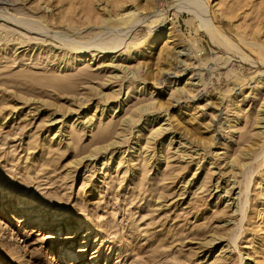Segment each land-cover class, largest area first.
Listing matches in <instances>:
<instances>
[{
  "label": "rangeland",
  "instance_id": "1",
  "mask_svg": "<svg viewBox=\"0 0 264 264\" xmlns=\"http://www.w3.org/2000/svg\"><path fill=\"white\" fill-rule=\"evenodd\" d=\"M128 12L135 23L106 25ZM211 22L236 45L212 41ZM100 38L119 46L79 61L69 49ZM251 48L264 50V0H0V264H264V63ZM178 142L202 151L186 159ZM235 158L247 167L234 212L213 185Z\"/></svg>",
  "mask_w": 264,
  "mask_h": 264
},
{
  "label": "bare ground",
  "instance_id": "2",
  "mask_svg": "<svg viewBox=\"0 0 264 264\" xmlns=\"http://www.w3.org/2000/svg\"><path fill=\"white\" fill-rule=\"evenodd\" d=\"M139 8H140V5H138V8L137 9H139ZM137 9H135L134 11L137 12L138 11ZM205 9H207V8H205ZM129 18H132L133 19V20L130 21V24L135 23L138 20V17L136 18L134 16V13L133 12H128V13L122 14L118 18H113V19L106 20L105 23L109 27H111V26L112 27H118V26L121 27L123 25H127L126 21ZM220 26H218V25H216V24H214L212 22L211 23H207V27H206L205 31L209 35L210 39L212 41L214 40V42L216 41L217 44H219V45L222 44V45L226 46L227 48L234 47L236 45L237 41L236 40H233L231 37H229L228 34H226L225 29H223ZM126 28H128V27H126ZM161 36H162L161 34L160 35H151V36L146 37L145 39H142V40L135 41V42L131 43V45L133 47H135V49H136L135 53H133V54L138 55L139 53H141V52L144 51V54L147 53L149 55V53L151 52V50L154 48L155 44H157L159 42ZM103 39L100 38V39H98V40H96L94 42H90L89 44H91V46H88V44L87 45H83L82 44L83 47L82 46L80 47L79 45H78L79 46L78 47L76 45V46H70L69 49L74 52L73 54H75V57L78 58L77 59L78 61L81 60L80 59L81 57H84V56H87L88 55V53H87L89 51L88 49L91 48V47L92 48H98L100 50V52H98V53L101 54L102 56H108L119 45L115 44V45H111L109 47L100 48L102 45H105L106 46L107 43H108V41H109V40L106 41V39L105 40H103ZM251 45H253V44H251ZM129 48H130V45L124 47V50L123 51L120 50V51L114 52V54H117V53L120 52L118 54V57H119V55L122 52L128 51ZM257 48H260V46H258ZM238 49H240V48H238ZM249 51L258 60H260V63H262V64L264 63V61H263L264 50L261 52L258 49L255 50L254 48H251ZM165 52H166V50H165ZM161 53L163 54V49L161 50ZM111 54H113V52ZM243 54H245V53H243ZM246 55L247 54L241 55V59H244V60L247 59L248 60L251 57V56H246ZM113 62H114L113 59H110V64H108L107 67H109V68H117V69L118 68L119 69L121 68V66H119L117 64L114 65ZM142 68L144 69L142 71L143 74H148V72H147L148 67H147V64L146 63L143 64V67ZM136 114L139 116L141 114V110L138 109V111H137ZM263 114H264V112H263ZM151 117L153 118V116H151ZM92 120L93 119H92L91 116H88V115L83 116L82 117L81 124L87 125V126H91L92 125ZM262 120L263 119H259V121H260L261 124L263 123ZM168 127H170V126H166L165 129H159V130H161V132L162 131L165 132V131L170 130V128H168ZM262 132L260 134H263ZM113 135H114V132L111 131V128L109 130L101 131L100 133H98V135H97L98 136V140L95 143L108 142L109 140H111V137ZM115 144L116 143L109 142L108 146L107 147H104L102 152L95 151V152H98L97 154L94 153L95 154V157L98 154H104V152H106V150L108 148H112ZM134 145H136V144L134 143ZM177 145L179 147L180 153L183 154L186 159L191 158L193 155L198 156V155H200L198 152L199 151H202V150H199V149L198 150L197 149L196 150H193L194 147L192 145L190 146V144H189V147H187V148L181 142H178ZM181 149H184V150L181 151ZM248 150L250 151V148H248ZM247 155H249L248 152L243 153V156L244 157L247 156ZM89 158H91V156H89ZM222 163H223V166H225V168L228 169L229 177H227L226 179L223 180V182L220 183L222 185H220L218 183V180H216V182L213 185V187H214V190L220 192V194H218V196H217V199L218 198H222L223 199V202H225L226 206L234 207V212H235L237 210L238 205L236 203V199H232V195L234 194V191L236 189V185L238 184V181L236 180V178H239V177L243 176L244 170L246 169L247 165L243 164L240 159L237 160L236 158L233 159V160L227 161V162L224 161ZM218 173H220L219 176L225 174L224 172H218ZM248 181H249L248 178L245 179V183L244 184H246ZM28 184H32V182L31 181H28ZM26 187L27 186H24L22 188H18V190L20 191V194L21 195H25L26 190H27ZM221 194H223L222 197H220ZM31 195L33 196L32 193H31ZM51 226H56V225H51Z\"/></svg>",
  "mask_w": 264,
  "mask_h": 264
}]
</instances>
